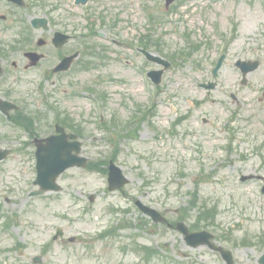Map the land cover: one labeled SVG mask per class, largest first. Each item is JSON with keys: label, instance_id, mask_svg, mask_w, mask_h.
Segmentation results:
<instances>
[{"label": "rangeland", "instance_id": "374dc122", "mask_svg": "<svg viewBox=\"0 0 264 264\" xmlns=\"http://www.w3.org/2000/svg\"><path fill=\"white\" fill-rule=\"evenodd\" d=\"M100 1L93 4L95 13L121 14L119 32L127 40L137 37L139 29L150 33L149 14L162 17L154 24L155 44L149 50L165 52L173 67L154 88L143 74L155 65L133 50L131 66L102 65L115 53L107 48L111 37L99 40L106 50L98 58L103 62L83 72L79 96L66 97L61 90L60 103L50 98L86 128L83 153L93 164L69 169L60 179L61 193L30 198L34 159L15 152L0 163V211L15 222L8 232L0 231L2 260L33 264L32 258L41 254L42 264H171L173 257L185 264H225L208 247L191 248L178 231L154 225L135 205L141 199L176 220L198 190L199 205L218 208L217 225L209 229L216 242L233 250L236 264H258L264 251L258 243L264 236L262 183L240 180L243 174H264V0H178L170 13L164 0H104V6ZM66 3L58 14L70 11L68 23L82 29L86 6ZM221 51L227 59L217 88L208 93L199 83L211 78ZM237 59L261 62L245 85ZM0 133L16 135L5 125ZM110 160L130 178L121 190L108 189ZM196 213H188V224ZM129 222L137 226L114 232L115 225ZM58 228L65 236L54 240ZM69 236L79 238L69 242ZM249 239L253 244H243ZM18 242L25 246L12 250ZM143 246L160 256L145 259Z\"/></svg>", "mask_w": 264, "mask_h": 264}, {"label": "water", "instance_id": "95a60500", "mask_svg": "<svg viewBox=\"0 0 264 264\" xmlns=\"http://www.w3.org/2000/svg\"><path fill=\"white\" fill-rule=\"evenodd\" d=\"M221 62H222V58L220 59L217 68L221 65ZM217 68L215 69V72H216ZM159 80H160V73H158V81ZM52 148H53L52 146H46L43 149V156L45 154L46 155L45 157H48V151L49 150L51 151ZM57 152H58V150H53V151H51V153H52L51 155H54ZM83 161H86V160H83ZM65 163L66 164H73V161H72V159L70 161L65 160ZM41 165L43 166V169L46 168L43 164H41ZM110 181H111V184H112V188H116V187L121 186V185H123L124 183L127 182V179L122 175V170L119 167H117L114 163H112L111 166H110ZM143 209L147 210V212H149L150 214L154 215L155 219L158 220L157 219V215L159 216V214L156 211H154L152 209H148V208H146L144 206H143ZM180 227L183 228L182 225H180ZM208 236L209 235H207L205 233L196 234V235L189 234L188 238H189L191 243L196 245L198 243L205 242L207 240ZM194 238L197 240V241H195V243H194Z\"/></svg>", "mask_w": 264, "mask_h": 264}, {"label": "flooded vegetation", "instance_id": "af4514ba", "mask_svg": "<svg viewBox=\"0 0 264 264\" xmlns=\"http://www.w3.org/2000/svg\"><path fill=\"white\" fill-rule=\"evenodd\" d=\"M71 50H73V49L72 48L67 49V51H71ZM75 64H76V62H75Z\"/></svg>", "mask_w": 264, "mask_h": 264}]
</instances>
